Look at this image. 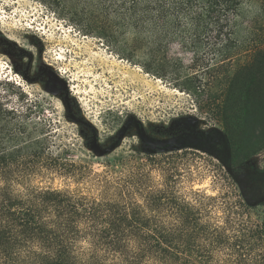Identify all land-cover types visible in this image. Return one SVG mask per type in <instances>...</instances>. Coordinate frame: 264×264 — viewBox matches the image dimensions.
<instances>
[{
	"label": "rangeland",
	"instance_id": "obj_1",
	"mask_svg": "<svg viewBox=\"0 0 264 264\" xmlns=\"http://www.w3.org/2000/svg\"><path fill=\"white\" fill-rule=\"evenodd\" d=\"M262 3L240 8L230 77L259 71ZM120 5L0 0V147L18 151L12 191L119 190L174 255L264 264V192L248 183L264 186V99L238 96L240 79L216 80L209 47L194 62L179 39L138 35Z\"/></svg>",
	"mask_w": 264,
	"mask_h": 264
},
{
	"label": "trees",
	"instance_id": "obj_2",
	"mask_svg": "<svg viewBox=\"0 0 264 264\" xmlns=\"http://www.w3.org/2000/svg\"><path fill=\"white\" fill-rule=\"evenodd\" d=\"M97 1L121 4L138 35L179 39L193 52L194 62L209 47L208 70L216 80L240 79L244 90L238 96L264 99V59L257 60V75L230 77L225 72L244 0ZM17 152L0 147V264H198L193 257L174 255L163 233L153 234L144 210L122 191L109 199L50 188L16 195L7 168Z\"/></svg>",
	"mask_w": 264,
	"mask_h": 264
},
{
	"label": "flooded vegetation",
	"instance_id": "obj_3",
	"mask_svg": "<svg viewBox=\"0 0 264 264\" xmlns=\"http://www.w3.org/2000/svg\"><path fill=\"white\" fill-rule=\"evenodd\" d=\"M217 145V144H216ZM215 145V146H216ZM214 147V146H213ZM248 183L251 185V187H253V189H257V190H260V191H263L264 192V186H261V185H257L255 184V182L253 181L252 178H249L248 179Z\"/></svg>",
	"mask_w": 264,
	"mask_h": 264
},
{
	"label": "water",
	"instance_id": "obj_4",
	"mask_svg": "<svg viewBox=\"0 0 264 264\" xmlns=\"http://www.w3.org/2000/svg\"><path fill=\"white\" fill-rule=\"evenodd\" d=\"M228 154H230V151L228 152Z\"/></svg>",
	"mask_w": 264,
	"mask_h": 264
}]
</instances>
